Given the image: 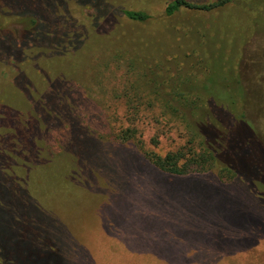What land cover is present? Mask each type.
<instances>
[{"label": "rangeland", "instance_id": "1", "mask_svg": "<svg viewBox=\"0 0 264 264\" xmlns=\"http://www.w3.org/2000/svg\"><path fill=\"white\" fill-rule=\"evenodd\" d=\"M172 1L102 0L100 10L0 0V264H264V153L254 137L264 149V0H229L209 13L168 18ZM19 4L45 10L36 40L26 42L24 25L8 18ZM121 9L152 18L131 22ZM75 35L77 50L64 48L75 49ZM129 60L140 83L171 84L205 67L206 87L228 80L243 90L230 99L238 98L234 106L249 125L226 152L242 176L227 184L209 176L172 180L130 147L114 152L105 141L108 117L122 111L114 91L129 77ZM222 127L225 135L228 123ZM172 148L163 139L154 150Z\"/></svg>", "mask_w": 264, "mask_h": 264}, {"label": "trees", "instance_id": "2", "mask_svg": "<svg viewBox=\"0 0 264 264\" xmlns=\"http://www.w3.org/2000/svg\"><path fill=\"white\" fill-rule=\"evenodd\" d=\"M60 1H63L61 4L66 8H68L69 4L73 5V3L76 6L90 3L96 7L99 6L100 8L98 9L100 10L104 8L102 0H89V2L86 0L84 3L79 4L77 0ZM66 1H69V3ZM227 3H229V0H221L211 4H192L187 0H173L165 8V15L168 18H172L177 12H188L190 10L209 13L223 7ZM9 11V19L14 17L24 25L23 38L26 42L28 40H36L39 35L44 33L45 10L43 12L40 8L30 10L19 4L17 7H10ZM119 13L126 20L137 23H145L152 18L143 11L121 9ZM81 34H79V37L85 39V35ZM75 38V49L71 50L70 43H66L64 48L68 47L70 51L77 50V44H81L82 41H77V35H75ZM6 40L7 38H5ZM132 60L127 61V75L129 77H126L119 90L114 91V101L118 102L120 100L122 111L120 113H111L110 117H108L110 129L106 134L107 140L105 141L116 146L114 152L119 147H130L133 155L141 158L148 167L160 174V176L172 180L209 176L215 177L220 184H227L233 182L238 176H242L243 173L239 166L234 160L226 156V152L230 148V142L236 137V131L241 129V127L247 128L249 125L244 116L238 114V109L234 106L238 98L236 100L230 99L232 92H235L241 99L244 94L243 90L240 87L233 89L228 80H223V82H218L217 80L213 82L212 80L210 82L211 86L206 87L205 76L209 79V70L205 69V67H203L201 74L196 77L177 74L171 84L169 81L161 83L158 80L149 81L147 84L140 83V80L136 79L135 75L131 77ZM213 73L216 72L213 71ZM144 85H147V87L144 88ZM115 92H118V94ZM220 94L223 98H219ZM45 100L50 102L48 98ZM60 101L62 100L59 98L56 107L62 110L64 106H59V104L61 105ZM64 108L68 109V107ZM215 109L218 111L223 109V111L220 110L219 112L221 113H218ZM225 123H228V128L227 133L224 135L222 134V129H224L222 126ZM7 133L8 131L5 130L6 135ZM145 133L151 134L147 142L144 140ZM2 134L3 138L5 135L4 133ZM254 137L255 142L264 153L261 143L256 136ZM163 139L170 140L173 148L161 155L154 148ZM1 140L3 141V139ZM178 142L182 144H177ZM249 146L248 141L242 145V147ZM250 166L254 170L257 167L256 164ZM257 170L261 173V166ZM170 183L173 184L175 182ZM193 196L192 194L191 200ZM166 202L171 207L172 203L170 201ZM161 204L163 205V203ZM161 204L158 201L156 202V206L160 209H162ZM196 205L197 202H193V206ZM194 213L196 214V212ZM164 263L216 264L214 261L190 260H173Z\"/></svg>", "mask_w": 264, "mask_h": 264}]
</instances>
